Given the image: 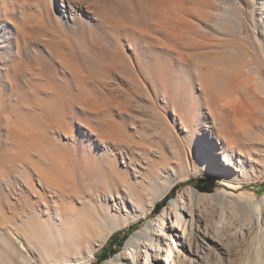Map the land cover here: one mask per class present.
Segmentation results:
<instances>
[{
  "label": "rangeland",
  "instance_id": "374dc122",
  "mask_svg": "<svg viewBox=\"0 0 264 264\" xmlns=\"http://www.w3.org/2000/svg\"><path fill=\"white\" fill-rule=\"evenodd\" d=\"M262 74L264 0H0V242L6 245L0 264L13 260V239L29 248L27 259L43 252L55 255L54 264H95L109 238H120L129 226L176 228L178 215L189 232L188 212H173L170 204L179 195L188 203L185 191L199 192L191 185L198 178L216 182L212 192H199V201L192 197L200 229L225 230L211 264H264V209L254 221L236 207L264 201V89L254 80ZM205 93L210 106L202 105ZM209 108L243 139L246 174L183 166L165 207L154 214L163 198L155 200L146 214L153 195L135 184L145 167L135 147L178 150L183 140L198 160L213 126ZM108 139L132 143L133 165L100 158ZM215 163L222 167L220 158ZM41 182L77 184L107 201L116 229L94 246L93 258L73 241L83 228L72 221L86 216L71 220L55 209L38 216ZM216 192L225 195L222 201ZM244 223L241 236L236 230ZM167 236L159 240L162 248H174L173 241L179 252L172 255L186 254Z\"/></svg>",
  "mask_w": 264,
  "mask_h": 264
},
{
  "label": "bare ground",
  "instance_id": "6f19581e",
  "mask_svg": "<svg viewBox=\"0 0 264 264\" xmlns=\"http://www.w3.org/2000/svg\"><path fill=\"white\" fill-rule=\"evenodd\" d=\"M263 78L264 74L257 76L254 80L260 82V85L264 89ZM208 92L210 93V90H208ZM206 98L207 93H205V100L202 105H204L205 101L207 105H209L208 98ZM208 111L212 117L213 126L207 128V141L205 142L200 139L201 146L202 148H206V151H200L198 160L189 153V146L191 144L183 140L178 141V150H174L173 145H163L160 150H153L152 147L148 146L135 147L139 148L142 152L139 157L140 160L145 161V167H139L141 177L135 184L140 185L142 189L153 195L150 200V209L146 214L153 208V201L164 198L175 185L178 179L176 173L183 166L186 168L187 172L200 170L204 173H209L212 172L211 169L213 167L221 176L231 172V170L232 172L236 171L241 174H246L244 170L245 157L241 158V156L245 155L244 153L247 152V149L244 147V143L242 142L243 139L240 134L233 129L231 131V127L229 126L230 122L227 117L220 118L218 115H215L210 108ZM203 125H205L204 122ZM228 128L230 132H233L231 133L232 135H229L230 137L226 133ZM194 129L197 131V124H194ZM189 135L187 131V138ZM118 141L123 146L120 145ZM118 141L116 139L105 140L107 149H100L98 155L101 159H109L111 162H117V157H122V159L128 160L126 167L133 165L137 158L132 154L130 148L132 143L124 144L121 140ZM110 147L113 148L114 152ZM237 154L239 156H237ZM217 157L220 158L222 167L215 163ZM248 158L250 162L257 164L255 163L256 161L251 159L252 157L249 156ZM120 173L122 174L121 170ZM39 191L42 195L41 198H39L38 205H36L38 216L42 215L44 212H50L53 209H55L56 214L71 220H74L80 215L86 216L87 219H81L79 223L72 221L71 225L75 229L79 225L83 228L81 234L73 236V241L76 244L75 247L80 248L81 253H85L88 259L93 258L94 246L101 245L106 240L107 236L116 229L115 226L112 227L111 225L115 215L109 209L107 201L105 199H100L98 193L79 189L77 184L74 185L71 183L46 184L41 182ZM185 194L189 199L188 203L184 204L182 200L183 197L179 195V198L172 201L170 208L173 207V212H175V210L180 211V213H185V210L188 212V217L190 218L189 232L186 227L187 220L178 217V215L175 218L178 223L176 228H173V224L166 227L164 222L158 226L159 229L157 231H152L150 225L141 227L127 238L123 250L104 264H159L161 261L164 262V264H185L186 261H189L190 264H211L212 260H216L217 262L218 255L213 247L217 244H221L222 248V242L225 236L224 226H207L205 224L204 228L201 230L199 226V221H201L200 212L197 210L196 205L192 204L191 200L192 197H194V202L199 201L202 194L190 188L185 191ZM213 195L220 201L225 197V195L220 192H216ZM48 197L53 198L55 203L50 205L47 200ZM18 201L19 198L16 200V203ZM252 201L249 202L250 206L238 201L236 207L241 210L244 216H250L254 221L259 220L261 219L260 216L264 209V201L255 202L253 199ZM41 208H43V210ZM168 218L169 215L167 214L166 216L164 214L161 215L162 221H167ZM130 219L133 221L138 220V218ZM193 219L195 221L194 235H192ZM17 221H19V218H17ZM246 227H248V224H242V226L236 230L237 233L243 236ZM169 230L170 236H167V231L169 232ZM17 233L16 227H13V235H16L18 238ZM179 233H182V235L180 236ZM162 236H164V239L165 236H167L166 238L170 240L171 236H175L177 238L176 242L178 241V244L184 247L186 254H180V256L179 254H174L173 256V253L179 252L173 241L171 242L174 248H162L163 244L161 245L159 243V240L161 242ZM185 237L187 240L186 248ZM3 240L4 239H2L1 242H3ZM1 242L0 253H2L6 247V245ZM23 252L27 255H32L31 251L25 246L22 240L13 239V260L10 264H54L55 255L52 253L44 254L43 252H39L36 258L30 257L27 259L23 256ZM141 254H143L144 258L143 262L140 260Z\"/></svg>",
  "mask_w": 264,
  "mask_h": 264
},
{
  "label": "trees",
  "instance_id": "16d2710c",
  "mask_svg": "<svg viewBox=\"0 0 264 264\" xmlns=\"http://www.w3.org/2000/svg\"><path fill=\"white\" fill-rule=\"evenodd\" d=\"M191 185L202 193H210L216 187V182L213 179L198 178L191 182ZM173 192V189L169 191L163 200L157 202L154 206V214H158L159 210L165 207L166 202L169 200L170 193ZM136 230L135 226H129V228L123 232L120 238L119 233H114L108 240L107 244L102 248V250L95 255L96 262L95 264H102L107 259L111 258L117 253L116 249H120L123 246L124 241L128 238L132 231ZM108 261V260H107ZM104 262V263H105Z\"/></svg>",
  "mask_w": 264,
  "mask_h": 264
}]
</instances>
